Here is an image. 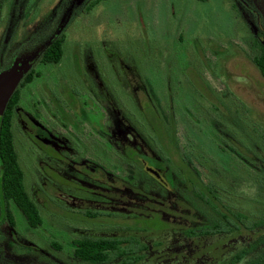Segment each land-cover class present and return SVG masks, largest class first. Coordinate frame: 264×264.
Listing matches in <instances>:
<instances>
[{
	"label": "rangeland",
	"instance_id": "1",
	"mask_svg": "<svg viewBox=\"0 0 264 264\" xmlns=\"http://www.w3.org/2000/svg\"><path fill=\"white\" fill-rule=\"evenodd\" d=\"M58 29L62 59L43 63ZM263 41L264 0H0V72L38 58L12 131L43 220L29 228L9 201L13 226L0 206V264H92L74 255L82 238L128 242L101 264H188L177 258L187 232L220 216L180 161L219 187L224 207L261 219L264 77L254 58ZM149 99L172 159L157 145ZM247 232L222 248L246 247Z\"/></svg>",
	"mask_w": 264,
	"mask_h": 264
},
{
	"label": "trees",
	"instance_id": "2",
	"mask_svg": "<svg viewBox=\"0 0 264 264\" xmlns=\"http://www.w3.org/2000/svg\"><path fill=\"white\" fill-rule=\"evenodd\" d=\"M63 38L54 39L43 54V60L46 63H58L63 56ZM261 75L264 77V43L261 45L260 53L254 58ZM34 73H29L21 86L31 82ZM19 90H16L12 96L0 127V157L3 161L4 171L1 178V190L5 198V202L13 201L17 207L23 212L27 221L32 227H39L42 223V217L38 206L29 196L24 184V172L18 162V155L14 143V134L12 131L13 109L19 101ZM151 107V116H148L154 132L157 134V145H161L162 152L167 159H172L175 152V144L171 142L166 135L163 124L158 116L155 108ZM128 149V148H127ZM133 159L141 162L142 157L135 147H129L128 153ZM189 163L192 159L186 156ZM178 161H176L177 163ZM179 164V163H178ZM183 161H180V167L186 175L188 185L195 189L199 200L207 203L216 209L220 218H211L210 224L204 225L200 232L188 231L186 247L177 251L179 260H185L188 264L198 262L197 264H264V216L257 221H250L248 216L235 209L224 207L220 204L219 187L209 182L205 183L201 179V172L196 167H184ZM223 206V207H222ZM10 220L11 213L8 212ZM162 218L159 212H154ZM168 228V222H163ZM248 231L246 247L239 250H229L222 248L223 244L229 241L230 245L238 243L237 233ZM259 231V232H257ZM214 234H221L215 241H209ZM224 234V236H223ZM252 234L253 236H251ZM235 235V236H233ZM130 241V240H129ZM128 242L125 243V245ZM60 247L58 244H53ZM123 246L122 240L107 238H82L75 240V256L83 261L92 264H101L112 259V255H124L127 250ZM137 260V257H130Z\"/></svg>",
	"mask_w": 264,
	"mask_h": 264
},
{
	"label": "water",
	"instance_id": "3",
	"mask_svg": "<svg viewBox=\"0 0 264 264\" xmlns=\"http://www.w3.org/2000/svg\"><path fill=\"white\" fill-rule=\"evenodd\" d=\"M35 59L36 57L20 59L14 62L10 69L0 73V124L9 100L21 80L32 68Z\"/></svg>",
	"mask_w": 264,
	"mask_h": 264
},
{
	"label": "flooded vegetation",
	"instance_id": "4",
	"mask_svg": "<svg viewBox=\"0 0 264 264\" xmlns=\"http://www.w3.org/2000/svg\"><path fill=\"white\" fill-rule=\"evenodd\" d=\"M59 30L60 29H58V32H57V34L59 33ZM60 34V33H59ZM58 34V35H59ZM56 38H63V44H64V36H62V33H61V35H59L58 37H56ZM56 38H54V39H56ZM54 39H49L48 40V42H46L45 43V45H43V46H45V48L40 52V56L38 57L41 61L43 60V54H44V52L46 51V49H47V47L49 46V44L54 40ZM264 43V41L262 42V44ZM38 58L37 59H35V61H34V63H33V66H32V68L29 70V72L24 76V78L21 80V82H20V84L18 85V87H17V89L16 90H19V88L21 87V83L24 81V79H25V77L29 74V73H31V72H33L34 73V70H33V68H34V66H35V64H36V61L38 60ZM43 63H46V62H44V61H42ZM14 64V63H13ZM13 64H11V67H12V65ZM11 67H8L7 69H5V70H8V69H10ZM5 70H3V71H5ZM3 71H1V72H3ZM0 72V73H1ZM15 90V91H16ZM15 93V92H14ZM14 93H13V95H14ZM12 95V96H13ZM12 98V97H11ZM11 100V99H10ZM10 100H9V102H10ZM9 102H8V104H9ZM18 103V102H17ZM16 103V104H17ZM8 104H7V107H8ZM7 107H6V109H7ZM15 107V106H14ZM6 111V110H5ZM13 112H14V109H13ZM4 114H5V112H4ZM4 116V115H3ZM13 117V116H12ZM3 119V118H2ZM2 123V122H1ZM0 127H1V124H0ZM33 128H35L33 125H32V129ZM46 146L47 147H50V148H52V149H55V147L53 146V145H51V144H46ZM126 149L128 148V146H126L125 147ZM125 149V150H126ZM56 150V149H55ZM129 150V148L126 150V152ZM138 151V150H137ZM146 159H144V158H142V161H141V163H143L144 161H145ZM148 161V160H147ZM149 168V170L150 171H152V172H154L156 175H157V173H156V171L152 168V167H148ZM3 171H4V166H3V161H2V158L0 157V203H1V208L2 209H4V210H6V218H7V220L10 222V224L11 225H15V223H14V218H13V215H12V212L6 207V202L4 201L5 200V198H4V196H3V193H2V190H1V178H2V174H3ZM116 200V199H115ZM17 206V205H16ZM1 209V210H2ZM8 212H10L11 213V218H13V220H10L9 219V217H8ZM22 212V211H21ZM23 213V212H22ZM24 215V214H23ZM25 216V215H24ZM26 218V217H25ZM26 220H27V218H26ZM28 222V221H27ZM28 224H29V222H28ZM28 227L29 228H32V229H35V228H37V227H32L30 224L28 225ZM74 255H75V253H74ZM177 258H178V255H177ZM78 259H80V258H78ZM81 260V259H80ZM178 260V259H177ZM83 261V260H82ZM86 262V261H85Z\"/></svg>",
	"mask_w": 264,
	"mask_h": 264
}]
</instances>
